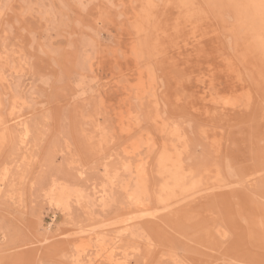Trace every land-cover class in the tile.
<instances>
[{"label": "rangeland", "instance_id": "374dc122", "mask_svg": "<svg viewBox=\"0 0 264 264\" xmlns=\"http://www.w3.org/2000/svg\"><path fill=\"white\" fill-rule=\"evenodd\" d=\"M113 263L264 264V0H0V264Z\"/></svg>", "mask_w": 264, "mask_h": 264}, {"label": "bare ground", "instance_id": "6f19581e", "mask_svg": "<svg viewBox=\"0 0 264 264\" xmlns=\"http://www.w3.org/2000/svg\"><path fill=\"white\" fill-rule=\"evenodd\" d=\"M196 27V26H195ZM211 101V100H210ZM230 101V100H229ZM212 102H213V100H212ZM231 102V101H230ZM214 109V108H213ZM213 112V111H212ZM25 130H26V132H27V129L25 128ZM24 134H26V133H24ZM127 154H128V152H127ZM126 154V155H127ZM125 168V167H124ZM126 169V168H125ZM135 171V170H134ZM128 172V171H127ZM130 178V177H129ZM62 192H65V191H62ZM57 198V203H63L64 202V200H66L67 199V197L66 196H64V194H59L58 195V197H56ZM56 201V200H55ZM63 201V202H62ZM128 220V219H127ZM121 222V221H120ZM126 222V221H125ZM129 231V230H128ZM88 237V236H87ZM89 246V245H88ZM90 247V246H89ZM111 260V259H110ZM114 264V263H113ZM122 264V263H121Z\"/></svg>", "mask_w": 264, "mask_h": 264}]
</instances>
